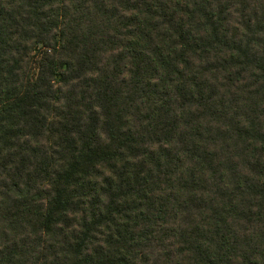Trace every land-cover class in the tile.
I'll return each instance as SVG.
<instances>
[{
    "label": "trees",
    "instance_id": "16d2710c",
    "mask_svg": "<svg viewBox=\"0 0 264 264\" xmlns=\"http://www.w3.org/2000/svg\"><path fill=\"white\" fill-rule=\"evenodd\" d=\"M0 264H264V0H0Z\"/></svg>",
    "mask_w": 264,
    "mask_h": 264
},
{
    "label": "rangeland",
    "instance_id": "374dc122",
    "mask_svg": "<svg viewBox=\"0 0 264 264\" xmlns=\"http://www.w3.org/2000/svg\"><path fill=\"white\" fill-rule=\"evenodd\" d=\"M35 57L38 58V60H39V53H35L33 59H34ZM32 63L34 64V62H32ZM34 65H35V64H34Z\"/></svg>",
    "mask_w": 264,
    "mask_h": 264
}]
</instances>
